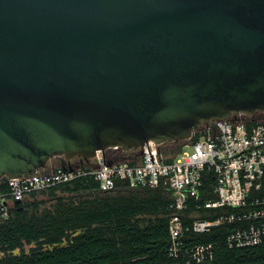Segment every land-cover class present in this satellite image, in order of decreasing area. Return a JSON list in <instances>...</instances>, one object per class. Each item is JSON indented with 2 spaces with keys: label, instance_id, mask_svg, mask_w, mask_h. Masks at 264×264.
<instances>
[{
  "label": "water",
  "instance_id": "1",
  "mask_svg": "<svg viewBox=\"0 0 264 264\" xmlns=\"http://www.w3.org/2000/svg\"><path fill=\"white\" fill-rule=\"evenodd\" d=\"M261 112L264 0H0V180Z\"/></svg>",
  "mask_w": 264,
  "mask_h": 264
},
{
  "label": "built area",
  "instance_id": "2",
  "mask_svg": "<svg viewBox=\"0 0 264 264\" xmlns=\"http://www.w3.org/2000/svg\"><path fill=\"white\" fill-rule=\"evenodd\" d=\"M180 142L181 149L174 152L172 142L149 141L138 149L97 151L88 161L65 160L66 170L61 164L30 178L4 177L0 180V217L8 218L16 202L32 192L78 178L94 179L104 192L115 190L118 182L130 188H156L165 183L173 196L168 252L174 259L187 264L211 262L214 243H197L191 235L208 234L220 226L230 228L226 236L230 248L263 245L264 112L212 120ZM201 210L209 211L212 219L198 217Z\"/></svg>",
  "mask_w": 264,
  "mask_h": 264
},
{
  "label": "trees",
  "instance_id": "3",
  "mask_svg": "<svg viewBox=\"0 0 264 264\" xmlns=\"http://www.w3.org/2000/svg\"><path fill=\"white\" fill-rule=\"evenodd\" d=\"M182 144L172 142L171 152ZM172 201L165 183L130 188L118 182L104 192L88 178L32 192L8 218L0 217V264H187L168 252ZM207 213L201 210L198 217L212 219ZM229 230L191 235L197 243H214L215 257L207 264H264V244L230 248Z\"/></svg>",
  "mask_w": 264,
  "mask_h": 264
},
{
  "label": "rangeland",
  "instance_id": "4",
  "mask_svg": "<svg viewBox=\"0 0 264 264\" xmlns=\"http://www.w3.org/2000/svg\"><path fill=\"white\" fill-rule=\"evenodd\" d=\"M60 166V162H59V158L55 157L52 160H50L48 162L47 168H56ZM29 197H26L25 200H27ZM39 200H47L48 197L47 196H43V195H38ZM46 205H49V201L46 203Z\"/></svg>",
  "mask_w": 264,
  "mask_h": 264
},
{
  "label": "flooded vegetation",
  "instance_id": "5",
  "mask_svg": "<svg viewBox=\"0 0 264 264\" xmlns=\"http://www.w3.org/2000/svg\"><path fill=\"white\" fill-rule=\"evenodd\" d=\"M58 158H59L60 165L65 163V159L64 158H61V157H58Z\"/></svg>",
  "mask_w": 264,
  "mask_h": 264
}]
</instances>
